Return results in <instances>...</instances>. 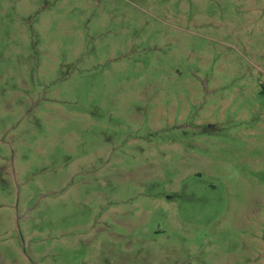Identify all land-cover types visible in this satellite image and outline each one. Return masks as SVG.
Returning <instances> with one entry per match:
<instances>
[{"label":"rangeland","instance_id":"1","mask_svg":"<svg viewBox=\"0 0 264 264\" xmlns=\"http://www.w3.org/2000/svg\"><path fill=\"white\" fill-rule=\"evenodd\" d=\"M0 264H264V0H0Z\"/></svg>","mask_w":264,"mask_h":264}]
</instances>
